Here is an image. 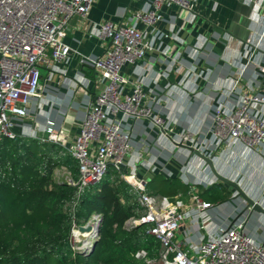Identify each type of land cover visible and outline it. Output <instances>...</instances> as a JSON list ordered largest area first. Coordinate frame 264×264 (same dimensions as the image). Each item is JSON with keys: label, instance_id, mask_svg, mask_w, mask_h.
I'll return each mask as SVG.
<instances>
[{"label": "built area", "instance_id": "obj_1", "mask_svg": "<svg viewBox=\"0 0 264 264\" xmlns=\"http://www.w3.org/2000/svg\"><path fill=\"white\" fill-rule=\"evenodd\" d=\"M142 1L141 8L130 17L131 22L114 24L105 20L93 27L96 35L107 42V47L101 56L82 60L91 67L98 91L86 106L75 139L67 145L55 133L52 120H46L41 135L23 134L21 121L39 109L43 73L50 76L70 56L72 49L65 37L71 20L76 16L85 18L95 0H0V142L17 137L48 142L60 147L58 157L69 155L75 160L77 176L68 182L75 187L69 203L72 217L79 201L92 186L101 182L108 168L112 166L118 171L128 186L130 203L136 212L141 210L139 215L126 220V228L146 224V234L162 250L158 258L150 257L145 249L138 250L135 257L144 264H264V243L246 230L247 212H241L212 231L209 225L213 205L202 200L193 187L191 204L186 205L180 196L171 199L150 194L145 179L124 172L133 149L130 122L148 119L159 131H164L167 125L147 104L141 82H133L131 90L126 91L128 81L122 68L142 60L152 49L148 32L163 20L164 5L176 7L184 13L185 20L189 19L193 5V0ZM250 2L258 8L264 6V0ZM263 37L264 29L259 39L248 40L246 61L241 69L242 73L246 66L255 63L260 72L258 87L240 92L232 106L220 102L211 112L208 133L215 147L240 142L258 151L264 146V114L256 111L258 106H264V66L254 61ZM241 73L230 93L239 86ZM175 140L205 156L211 155L198 136L189 131L177 135ZM92 217L96 222L100 215ZM187 222L199 233L197 241H192L187 234L184 239L178 238L179 230ZM86 223L89 222L80 225ZM72 224L73 229L77 228L73 219Z\"/></svg>", "mask_w": 264, "mask_h": 264}, {"label": "crops", "instance_id": "obj_2", "mask_svg": "<svg viewBox=\"0 0 264 264\" xmlns=\"http://www.w3.org/2000/svg\"><path fill=\"white\" fill-rule=\"evenodd\" d=\"M142 4V0H95L85 18L76 16L71 20L65 37L72 49L70 56L58 64L59 71L50 76L45 72L41 80V85L46 81L53 85L42 93L47 112L44 120L55 123V133L67 145L75 139L86 106L98 91L93 83V71L87 75L89 66L82 60L101 56L106 50L107 42L96 35L93 27L105 20L114 24L131 22L130 17ZM162 15L163 20L148 32L152 49L142 60L125 65L122 73L128 81L126 91L131 90L133 82L142 83L147 104L154 115L164 119L167 128L159 131L148 119L130 122L133 149L124 172L145 179L147 189L148 183L156 177L176 178L188 187V192L174 198L180 196L190 205L193 188L200 197L199 187L208 188L221 182L204 160L174 143L177 135L189 131L205 144L210 156L217 157L215 162L212 158L216 172L238 182L244 192L259 203L264 198V146L258 151L240 142L215 147L208 128L211 112L220 102L232 106L240 92L258 87L260 72L255 63L246 66L242 73L241 69L246 61L248 40L256 41L263 32L264 6L258 8L250 0H193L188 20L172 5H164ZM137 25L142 28L141 24ZM255 58L254 61L264 66V37ZM75 73L80 74L77 88L71 83ZM240 73L241 82L236 91L230 93ZM256 111L264 114V106H258ZM158 135L165 140L158 143ZM177 149L183 153H176ZM225 153L224 158H219ZM60 166L67 172L65 182L76 178L77 173L72 174L66 165ZM232 198L221 204L211 203L209 226L212 231L242 212L235 211L237 206ZM259 204L264 208V203ZM245 218L248 233L264 243V214L254 212L249 216L247 212ZM192 229L185 223L178 238L184 239L187 234L192 241H197L200 235Z\"/></svg>", "mask_w": 264, "mask_h": 264}, {"label": "trees", "instance_id": "obj_3", "mask_svg": "<svg viewBox=\"0 0 264 264\" xmlns=\"http://www.w3.org/2000/svg\"><path fill=\"white\" fill-rule=\"evenodd\" d=\"M59 149L22 137L0 142V264H144L135 257L140 249L158 258L162 250L146 234V224L126 228V220L141 210L135 211L127 184L112 166L85 193L72 217L69 203L75 187L56 180L54 168L66 165L73 174L78 168L71 156L58 157ZM148 192L174 198L187 194L188 187L176 178L156 177ZM199 195L216 205L234 194L216 182L199 187ZM93 214L101 217L99 238L92 251L79 253L70 243L72 219L80 225Z\"/></svg>", "mask_w": 264, "mask_h": 264}, {"label": "rangeland", "instance_id": "obj_4", "mask_svg": "<svg viewBox=\"0 0 264 264\" xmlns=\"http://www.w3.org/2000/svg\"><path fill=\"white\" fill-rule=\"evenodd\" d=\"M57 71H59V70L57 69ZM72 80L73 81H71V83H72L73 88H77V86L80 85V74L75 73L72 76ZM64 83H66V81ZM52 86L50 85V82H47L46 81L45 85L44 84L42 85V88H41L42 93L48 91V89H51ZM38 104H39V110L36 111L35 115L34 116L32 115V117H29V118L24 119V120L21 121V123H22L21 124L22 125L21 132L23 134H29V133L30 134L36 133L37 135H41L42 134V132L44 130V126H45L44 117L47 114V112H45V109H44L45 108L44 107L45 105H44L43 94H42V97L39 99ZM162 140H165V139H163V138L161 139V136L158 135L156 141L158 143H161ZM157 145H159V144H156V146ZM179 152H180V154L183 153L181 151V149H177L176 153H179ZM226 154L227 153L223 154L222 156L220 154L221 157L219 156V158H222V157L224 158ZM216 159H217V157H213L214 162L216 161ZM219 171H220V168H219ZM54 174H55L56 180H60V181H65L66 180L67 172H66L65 169L61 168V166H58V167H55L54 168ZM240 183H241V181H240ZM233 194H235L234 191H233ZM254 196H255V194H254ZM232 199H233L232 202L237 206V208L235 209V211L236 212H241V210H243V208H244L243 200L240 199V198H232ZM259 203H264V198H262ZM92 216L90 217V219L88 220V222H95L94 221V217H92ZM98 218L101 219V217H98ZM73 227L74 226L72 224L71 229H70V243H71V247L73 249H75V250H79V248H81L84 243H83V240H80L78 242L75 241L74 235H73ZM92 238L93 237H91V239Z\"/></svg>", "mask_w": 264, "mask_h": 264}, {"label": "water", "instance_id": "obj_5", "mask_svg": "<svg viewBox=\"0 0 264 264\" xmlns=\"http://www.w3.org/2000/svg\"><path fill=\"white\" fill-rule=\"evenodd\" d=\"M0 104H1V98H0ZM162 132H164V131L162 130ZM174 143L179 147H183V148L188 149L192 154H194L197 157H199L200 159L204 160L206 162V164L209 166V168L211 169L214 176L217 178V180L234 190L235 194L233 195V198H241L244 202V208H243L242 212H248L249 216L254 212L264 214V208L258 202L254 201L252 198H250L246 194V192H244V190L239 186L238 182L231 181V180L221 176L220 174H218L216 172V170L213 166V161H212L213 155L212 156H205L202 153H200L199 151L193 149L191 146H188V145H185L182 143H177V142H174ZM100 221H101V219H99L95 222L94 237L92 239H90L89 241L85 242V244H83V246L81 248H79V250H77V252L83 253L86 251H92L93 250V248L95 247V244L99 238ZM77 229L80 232H87V231H90V226L88 225V223H86L85 225H78Z\"/></svg>", "mask_w": 264, "mask_h": 264}, {"label": "bare ground", "instance_id": "obj_6", "mask_svg": "<svg viewBox=\"0 0 264 264\" xmlns=\"http://www.w3.org/2000/svg\"><path fill=\"white\" fill-rule=\"evenodd\" d=\"M88 225L90 226V231L87 232H80L77 228L73 229V235L75 241H80L83 240V243L89 241L91 237H94L95 234V223L94 222H89Z\"/></svg>", "mask_w": 264, "mask_h": 264}]
</instances>
